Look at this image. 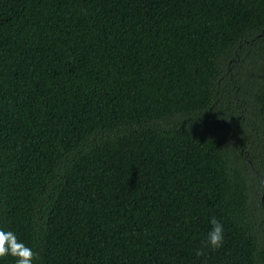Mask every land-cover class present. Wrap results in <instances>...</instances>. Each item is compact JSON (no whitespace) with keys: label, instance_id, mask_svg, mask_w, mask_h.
<instances>
[{"label":"trees","instance_id":"trees-1","mask_svg":"<svg viewBox=\"0 0 264 264\" xmlns=\"http://www.w3.org/2000/svg\"><path fill=\"white\" fill-rule=\"evenodd\" d=\"M225 64L257 152L199 123ZM258 182L264 0H0V229L33 264H264Z\"/></svg>","mask_w":264,"mask_h":264},{"label":"rangeland","instance_id":"rangeland-1","mask_svg":"<svg viewBox=\"0 0 264 264\" xmlns=\"http://www.w3.org/2000/svg\"><path fill=\"white\" fill-rule=\"evenodd\" d=\"M227 77H232L228 86L226 84L227 81L225 80ZM234 79L239 81V77L235 72L234 67L232 65L228 66L225 64L224 71H222L221 74V79L218 80L221 82L219 100L211 112L204 116L203 119H200L199 123L210 127L213 131L220 135L224 141L226 149L229 150L232 155L234 153H238L242 156V152L245 150L259 151V143L255 144L254 142H251L254 138V135L252 134L253 132L249 127L244 125L245 123H251V119H249V117L251 118L250 110L247 106L245 107L243 105L240 97L236 98L238 95H236L235 91H233L234 83L232 80ZM229 100L232 101V104H230ZM228 106L229 108H233L234 112H238L237 116L228 112ZM254 185V188L251 187L249 196L251 198V206L256 208V203L257 201L259 202L262 193V199L264 201V191L262 192V185L260 182H258L257 185L254 183ZM255 226L259 227L257 232L261 233V228L264 229V218L260 220L257 219Z\"/></svg>","mask_w":264,"mask_h":264},{"label":"clouds","instance_id":"clouds-1","mask_svg":"<svg viewBox=\"0 0 264 264\" xmlns=\"http://www.w3.org/2000/svg\"><path fill=\"white\" fill-rule=\"evenodd\" d=\"M210 224L211 230L208 232L206 244L212 250H217L223 246V225L215 217L210 219ZM9 255L15 258V264H33L37 258L33 249L20 242L15 233L0 229V258ZM196 255L202 256L204 253L197 250Z\"/></svg>","mask_w":264,"mask_h":264}]
</instances>
